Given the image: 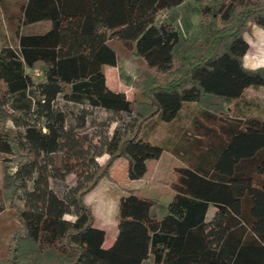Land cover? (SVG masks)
I'll use <instances>...</instances> for the list:
<instances>
[{"label":"trees","instance_id":"trees-1","mask_svg":"<svg viewBox=\"0 0 264 264\" xmlns=\"http://www.w3.org/2000/svg\"><path fill=\"white\" fill-rule=\"evenodd\" d=\"M196 2L191 41L177 27L184 0L20 1L21 29L43 31L0 45V215L17 223L0 264H264V118L226 116L264 89V67L245 66L264 0ZM123 55L140 62L133 100L107 85L104 68ZM159 123L170 126L162 145L149 140ZM217 134L211 161L177 169L169 205L124 190L105 248L86 198L115 182L116 164L140 181L151 161L184 159ZM210 206L225 216L216 248Z\"/></svg>","mask_w":264,"mask_h":264},{"label":"rangeland","instance_id":"rangeland-1","mask_svg":"<svg viewBox=\"0 0 264 264\" xmlns=\"http://www.w3.org/2000/svg\"><path fill=\"white\" fill-rule=\"evenodd\" d=\"M21 0H0V8L5 5L9 12L4 15L0 24V45L17 50L18 34L28 35L34 32H40L42 26H28L21 29L19 21V8ZM3 5V6H2ZM181 20L179 30L187 39L196 41L199 36V26L201 16L196 0H185V5L180 11ZM14 15V16H13ZM13 16V18H12ZM15 18V19H14ZM250 42V50L245 58V66L249 69L264 67V31L254 27L251 35L247 36ZM140 62L133 56H122L120 67H105L104 71L107 76L108 87L116 92H122L128 100H133L137 94V89L131 86V81L135 78V70L139 67ZM226 116L234 118H264V89L249 90L246 92L242 102L232 109ZM186 121L182 123L186 126ZM158 137L155 142L163 144L169 135L164 124L159 123L156 127ZM156 134V135H157ZM154 139V138H153ZM208 140L205 145H199L198 142L191 145L192 152L187 153L184 159H175L171 154L166 155L160 161H151L148 165V173L141 181H132L129 179V165L127 162L119 161L113 170V179L115 182L108 180L103 181L99 187L86 198V203L93 207L96 218V227L103 229L110 238L116 230L118 215V203L124 190H138L141 195L159 201L164 206L172 199L175 194L173 186L177 181V169L190 166L193 162L197 165L206 164L211 161L220 139ZM163 142V143H162ZM197 151V152H196ZM106 160L102 158L100 163ZM68 220H74L71 217ZM208 237L210 244L215 246L219 243L226 233L225 216L213 207L210 211ZM17 228L15 217L12 213L5 211L0 215V251L7 253L12 244L13 231ZM118 228V227H117ZM2 253V254H3Z\"/></svg>","mask_w":264,"mask_h":264},{"label":"crops","instance_id":"crops-1","mask_svg":"<svg viewBox=\"0 0 264 264\" xmlns=\"http://www.w3.org/2000/svg\"><path fill=\"white\" fill-rule=\"evenodd\" d=\"M185 5V0H184V3L180 6V11L182 10V8H183V6ZM182 18V17H181ZM181 18H180V20H181ZM180 20L178 21V23H177V27L179 26V22H180ZM36 26H41V25H34L33 27H36ZM179 29V28H178ZM43 31V29L40 31V32H42ZM40 32H34V33H40ZM181 32V31H180ZM182 33V32H181ZM183 34V33H182ZM183 36H184V34H183ZM185 37V36H184ZM185 38H187V37H185ZM250 43V42H249ZM121 63V62H120ZM120 67V66H119ZM119 67H117V68H119ZM107 77V76H106ZM108 85V84H107ZM194 107V106H193ZM165 125V124H164ZM166 126V128H167V130H169L170 131V126H168V125H165ZM185 128L186 129H188V128H190V127H188V126H185ZM157 131V130H156ZM155 131V132H156ZM154 131H152L151 133H150V135H149V140H150V142H152V143H154V144H159V143H157V142H155L154 140H156V138L158 137V134L157 133H155ZM157 134V135H156ZM169 135L166 137V139H165V141H164V143H166L167 142V140L169 139ZM154 138V139H153ZM163 143V142H162ZM163 143V144H164ZM159 145H162V144H159ZM169 154H171L172 155V153H166L163 157H165L166 155H169ZM175 159H178V158H176L174 155H172ZM160 161V160H159ZM145 178V177H144ZM143 180V179H142ZM141 181V180H140ZM134 190V189H133ZM127 195V193L124 191V194L122 195V197H124V196H126ZM174 195L175 194H173V197H172V199L166 204V205H169L171 202H172V200H173V198H174ZM121 197V198H122ZM121 198H120V200H121ZM120 200H119V202H120ZM118 205H119V203H118ZM213 208V206H210V208H209V211H208V214H207V217H206V223H207V225H208V219H209V215H210V211H211V209ZM117 209H118V206H117ZM117 223V222H116ZM118 224H116V230H115V232H114V234L112 235V237L110 238V240H109V237L107 236V234H106V241H105V245H104V247L105 248H110L114 243H115V240H116V238H117V235H118ZM207 232L209 233V225L207 226ZM220 242V241H219ZM218 245H215V246H213V248H216ZM146 264H150V262H148V263H146Z\"/></svg>","mask_w":264,"mask_h":264},{"label":"built area","instance_id":"built-area-1","mask_svg":"<svg viewBox=\"0 0 264 264\" xmlns=\"http://www.w3.org/2000/svg\"><path fill=\"white\" fill-rule=\"evenodd\" d=\"M37 76H40V74H39V73H37Z\"/></svg>","mask_w":264,"mask_h":264}]
</instances>
